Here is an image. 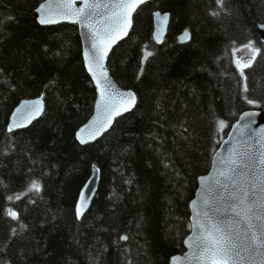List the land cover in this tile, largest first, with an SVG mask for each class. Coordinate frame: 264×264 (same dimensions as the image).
I'll use <instances>...</instances> for the list:
<instances>
[{
	"label": "trees",
	"instance_id": "16d2710c",
	"mask_svg": "<svg viewBox=\"0 0 264 264\" xmlns=\"http://www.w3.org/2000/svg\"><path fill=\"white\" fill-rule=\"evenodd\" d=\"M44 1L0 0V264H170L186 250L199 178L238 117L264 108V0L143 4L109 58L137 105L86 145L76 133L93 115L96 88L80 31L41 25L34 12ZM157 11L171 14L162 44ZM249 44L260 53L242 75L235 51ZM43 95V116L10 132L14 109ZM93 165L100 186L79 220ZM34 180L39 192L29 191Z\"/></svg>",
	"mask_w": 264,
	"mask_h": 264
},
{
	"label": "snow or ice",
	"instance_id": "6c2138e0",
	"mask_svg": "<svg viewBox=\"0 0 264 264\" xmlns=\"http://www.w3.org/2000/svg\"><path fill=\"white\" fill-rule=\"evenodd\" d=\"M84 7L78 8L74 13H69L66 9L70 8L75 0L56 5L60 9L56 14L62 15L65 19H72L81 23L83 27L91 30L90 47L95 49L97 61L101 59V48L104 45L103 52L106 56L110 50V44L107 37L111 36L116 29L124 22L125 16L128 19V26H131V13L134 12L146 0H116L112 4H100L98 0H82ZM221 9L224 8L225 0H217ZM103 8L108 10V14L104 15L103 29L94 27L92 18L95 17L99 10ZM91 9V11H86ZM41 23H52L53 20L48 17L53 15L51 4H41L40 8ZM218 12H213L212 15H218ZM159 15V13H157ZM167 21L168 17H163ZM264 27V25H262ZM124 34H127L125 30ZM190 34L186 31L184 37H189ZM114 42V41H112ZM252 48L251 44L246 45ZM256 54L260 53L259 48H254ZM150 55V53H149ZM251 62L244 64L243 69L250 67ZM89 71H92L89 64ZM95 76L96 73L93 72ZM104 84L97 79L96 83L100 85V107L104 109L105 118L114 110L119 102L118 98L128 95L134 101V94L120 93L115 90V86L107 78V74L103 73ZM246 80V78H245ZM111 89V91H109ZM244 90L247 91V84H244ZM249 104H255L256 101L245 97ZM40 101L25 102L22 106L29 113L35 110V105ZM128 108H124L127 111ZM17 113L21 109L16 110ZM42 111V109H41ZM39 114V113H37ZM119 115V113H116ZM246 115H253L252 113ZM34 118V117H33ZM14 123L9 126V131L13 127L22 125ZM106 122V119H105ZM220 129L225 126L224 121H219ZM250 126V125H249ZM103 122L101 123V128ZM84 130L81 129V132ZM243 131V129H242ZM264 133V129H261ZM91 138H95L94 134H90ZM87 141L81 137V143ZM261 147L264 148V141L261 142ZM258 159L260 167L256 165ZM204 188L201 200L197 205L193 201L194 206H198L196 217L190 227L195 232L193 236L188 238V246L193 251L185 259L189 264H264V151H260L258 156L250 148H233L227 158H222L217 161V174L214 177H202ZM211 181V183H209ZM41 186L38 181H32L29 191L39 192ZM90 191V190H89ZM20 197L17 196L16 199ZM12 199V197H8ZM84 196L80 198V209L78 214L83 215ZM224 202V206H221ZM8 215L14 219H18V214L12 209L8 210ZM199 218V219H197ZM122 239L127 240V236ZM180 258H173V264H179Z\"/></svg>",
	"mask_w": 264,
	"mask_h": 264
},
{
	"label": "water",
	"instance_id": "95a60500",
	"mask_svg": "<svg viewBox=\"0 0 264 264\" xmlns=\"http://www.w3.org/2000/svg\"><path fill=\"white\" fill-rule=\"evenodd\" d=\"M152 1V0H146L145 3ZM68 2V0H45L41 4H51L52 5V12L53 15L49 16L48 18L53 20L52 23H41L40 17L41 12L38 11L41 4L38 6V8L34 12V17L38 20V22L43 26H58V25H77L80 31V36L82 39V45H83V58L86 70L88 74L90 75L91 79L93 80V83L96 88V101L94 105V112L91 118L82 125L77 133L76 137L78 141L81 143V137H83L84 140H86V143H81L83 145L95 143L101 138L104 137L105 134H107L115 125L118 119L121 117L127 115L128 113L132 112L134 108L137 105L138 97L135 91L124 89L119 85V83L114 78L111 69L109 67V58L114 50V48L123 40L128 38V36L131 33V30L134 25V17L137 12V10L145 3L141 4L134 12L131 13V26H128V19L127 16H125L124 22L119 26L118 29H116L115 32L111 34V36L107 37V41L110 44V50L107 51L106 56H104L103 49L104 47H107L108 45H104L101 48V59L97 61L95 52L96 50L90 47V35L91 30L87 29L82 26L81 23L77 22L76 19L73 17L72 19H65L62 15L56 14L60 9L56 8V5L63 4ZM92 2V0H90ZM100 4H112L115 3L116 0H98ZM84 7V4L82 0H75V3L68 9H66L69 13H74L76 9ZM86 11H91V9H86ZM159 13V15H157ZM108 14V10H105L101 8L98 12V14L92 18V22L94 24V27L97 29H103V25L105 23L104 21V15ZM154 16V38L158 44H162L164 42V39L168 33L169 25L171 22V14L166 12L162 13L160 11H157L153 14ZM167 16V21H164L163 17ZM261 24L258 26V32L260 34V37L262 41L264 42V27H262ZM127 31V34L125 35L124 32ZM190 36L184 37V33L180 35V41L182 43H187L191 40V33L187 31ZM114 41V42H112ZM89 64H91L92 71H89ZM93 72L96 73V75H93ZM103 73L107 74V78L112 82V84L115 86V90L120 93H132L134 94V101L131 97L128 95H124L123 97H119V102L115 106L114 110H112L108 115L107 118H105V112L102 107H100V85L96 83L97 79L101 81V84H104V76ZM111 91V89H109ZM33 101H40L39 104H36L35 110L31 113H29L25 108L22 106L25 104V102H33ZM128 108L127 111H124V108ZM21 109L19 113H17V109ZM42 109V111H41ZM45 112V100L44 95L36 98V99H29V100H23L12 112L8 124L9 126L14 123L13 117H15V123L20 124L22 126L20 127H13L12 131H16L19 129H26L30 127L34 122L39 120ZM119 113L117 115L116 113ZM39 113V114H37ZM252 113L253 115H246ZM34 117V118H33ZM106 119V122H105ZM103 122V127L101 128V123ZM250 125V126H249ZM81 129L84 131L81 132ZM243 129V131H242ZM261 129H264V108L260 109H252L243 112L238 119L232 124L227 136L222 140L219 148L215 152L212 167L210 171L201 176L199 178V184L198 189L195 194V198L190 203V211H191V224L196 222L194 220V217H196V213L198 211V206L193 205V201L197 202V205L199 204V201L201 200L202 195L204 193L202 192V189L204 188V184L201 181L202 177H214L217 174V161L222 158H227L230 151L235 148H250L252 149L256 155L258 156L260 151H264V148L261 147V142L264 141V133H261ZM90 134H94L95 138H91ZM256 165L259 168L260 164L258 159L256 160ZM101 182V170L97 165H93L92 167V174L83 187V189L80 192L77 205H76V215L79 220H81L86 212L91 207L93 200L98 192L99 186ZM211 183V181H209ZM90 190V191H89ZM84 196V205H83V215L78 214V209H80V198L81 195ZM221 206H224V202H221ZM199 219V218H197ZM195 230L192 228L190 234L185 239V252L183 254L175 255L171 258L170 264H173V258H180L179 264H189V262L185 259L190 255V253L193 251V249H190L188 246V238L193 236ZM194 264V262H193Z\"/></svg>",
	"mask_w": 264,
	"mask_h": 264
},
{
	"label": "rangeland",
	"instance_id": "374dc122",
	"mask_svg": "<svg viewBox=\"0 0 264 264\" xmlns=\"http://www.w3.org/2000/svg\"><path fill=\"white\" fill-rule=\"evenodd\" d=\"M235 57L237 64L240 68L249 62H252L256 57V53L254 52V48H250L247 46H243L235 51Z\"/></svg>",
	"mask_w": 264,
	"mask_h": 264
}]
</instances>
